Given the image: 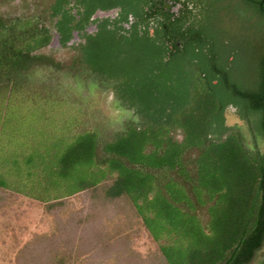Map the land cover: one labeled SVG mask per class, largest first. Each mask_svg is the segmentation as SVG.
I'll return each mask as SVG.
<instances>
[{
    "label": "trees",
    "instance_id": "obj_1",
    "mask_svg": "<svg viewBox=\"0 0 264 264\" xmlns=\"http://www.w3.org/2000/svg\"><path fill=\"white\" fill-rule=\"evenodd\" d=\"M64 1L54 0L47 16L0 14V206L19 194L40 202L56 223L24 244L15 264H80L84 255L83 264L106 261L119 248L105 247L103 221L118 214L159 243L157 259L145 264H264V252L256 259L264 246V150L255 143L264 138V0H244L251 7L238 16L250 21L247 33L223 28L201 0L198 29L191 22L184 33L172 30L184 40L180 49L159 34L103 28L65 48L62 62L43 49L54 17L61 45L71 36ZM199 30L212 33L210 45ZM38 65L111 84L137 118L102 152L95 131L73 129V114L49 126L48 103L63 97L33 80ZM229 105L253 146L225 124ZM76 194L82 204L62 216Z\"/></svg>",
    "mask_w": 264,
    "mask_h": 264
},
{
    "label": "rangeland",
    "instance_id": "obj_2",
    "mask_svg": "<svg viewBox=\"0 0 264 264\" xmlns=\"http://www.w3.org/2000/svg\"><path fill=\"white\" fill-rule=\"evenodd\" d=\"M45 4V1L42 4H37L34 0H0V14L3 16L8 14L13 16L28 15L39 11L41 6ZM226 4L227 10L221 17L223 25L233 30L243 32L244 29H247L245 33L250 32L249 26H252L250 21L243 19L241 22L240 17L237 15L238 10H244L242 3L236 0H227ZM244 14H246V11ZM56 44L57 41L54 37L43 50L46 53L51 52L57 60L66 62L70 52L65 49L55 50ZM35 71L40 78H34V81H37L46 91L50 90L58 94V97H63V101L58 100L57 103H54V101L48 103L51 105L47 109V112L51 115L49 126L59 123L58 118L61 116L69 118L74 115L72 120L73 129L76 131H95L98 150L101 152L105 142L111 141L115 136L125 133L130 120L137 118L133 109L122 105L121 101L117 99L113 88L110 86L111 84H101L90 77L81 79L74 76L68 68L55 70L47 66L38 65L35 66L33 72ZM224 117L225 124L233 126L234 129H241L245 143L250 147L253 146L254 141L252 142L246 124L239 119L233 109H227ZM56 127H52V130L54 131ZM63 127H66V125H63ZM181 129H176L172 133L173 138L178 141L183 138ZM255 143L260 151L264 150V138H258ZM110 181L108 180L107 182L110 183ZM81 204L82 197L80 195L71 196L67 200V209L62 216H65L70 209H77ZM196 213L203 221L206 220L205 208L198 207ZM59 215L61 216V213ZM135 223H128L126 217L120 214L103 221L106 234L108 235L104 242V244L107 243L105 247H110L113 241L118 244L119 250L111 252L109 259L101 261L99 264H117L120 260L119 252H121V248L125 249L120 256L122 257L124 254L127 257H122L119 264L153 263L157 259L159 243L152 239L143 226ZM55 224V216L48 214L40 202L19 194H8L4 204L0 206V264H15V258L23 245L36 236L50 233L54 229ZM263 252L264 246L258 251L256 259ZM84 260L85 255L76 262L83 264Z\"/></svg>",
    "mask_w": 264,
    "mask_h": 264
},
{
    "label": "flooded vegetation",
    "instance_id": "obj_3",
    "mask_svg": "<svg viewBox=\"0 0 264 264\" xmlns=\"http://www.w3.org/2000/svg\"><path fill=\"white\" fill-rule=\"evenodd\" d=\"M43 1L46 4L41 6L37 13H45L47 16L50 12L47 9L54 3V0H34L37 4H42ZM199 1L201 0H65L62 11L71 15L68 25L71 36L65 41L66 46H62L59 41L60 35L54 29V25L59 21V18L54 17L52 22L44 18L45 23L49 22L51 34L47 46L55 37L57 41L56 49H65L83 42V37L86 34H95L103 28H109L122 36H129L132 31L141 37L152 38L159 34L169 49H173V47L174 49H180L184 40L178 38V33L173 34L174 31L172 30L177 28V30L180 29L179 31L184 33L191 26V22L194 23V29H198L201 25L198 21L201 18L199 9L201 7L200 3H202V1L200 3ZM203 1L206 4V10L203 13L220 17L221 26L224 28L221 17L227 10V0ZM236 1H240L243 6L250 5L248 7H251V4L245 3L244 0ZM162 14L169 16V24L172 23L169 28H167V22H163ZM239 14H241V10L237 11V15ZM214 17L208 16L209 24H211L210 21L214 20ZM181 23L183 27H178ZM168 29L169 31L166 33ZM195 35L198 38L202 36L203 43L205 42L207 45H210L213 41V35L209 31L201 33L199 30ZM211 82L215 84L217 80L211 79ZM227 109H233L236 113V108L232 105H229Z\"/></svg>",
    "mask_w": 264,
    "mask_h": 264
}]
</instances>
